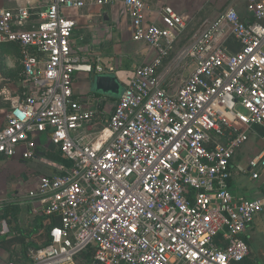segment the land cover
<instances>
[{
	"label": "built area",
	"instance_id": "obj_1",
	"mask_svg": "<svg viewBox=\"0 0 264 264\" xmlns=\"http://www.w3.org/2000/svg\"><path fill=\"white\" fill-rule=\"evenodd\" d=\"M88 2L122 5L133 40L157 53L135 67L101 147L75 135L100 117L96 96L94 109L75 97L76 75L108 70L102 59L85 61L71 46L77 22L66 12ZM148 10L144 0L0 7V44L20 47L24 86L16 101L0 93V157L32 159L37 138L45 137L71 163L39 177L27 193L38 203L34 212L48 219L47 243L27 263L7 264H73L90 249L98 264H243L248 258L244 235L257 217L264 220V185L262 196L250 200L233 193L231 179L236 155L264 129V0H246L244 15L226 8L171 62L189 17L166 6L159 26ZM223 27L239 51L216 45ZM175 70L183 79L167 86L165 76ZM248 173L253 181L264 175V144Z\"/></svg>",
	"mask_w": 264,
	"mask_h": 264
},
{
	"label": "crops",
	"instance_id": "obj_2",
	"mask_svg": "<svg viewBox=\"0 0 264 264\" xmlns=\"http://www.w3.org/2000/svg\"><path fill=\"white\" fill-rule=\"evenodd\" d=\"M144 1L149 8L148 19L156 25H162L160 11L166 6L174 8L185 18L189 17L187 29L177 38L174 54L189 47L205 27L214 22L226 8L236 7L244 15L246 2V0ZM51 2L52 0H0V7L12 9L18 5L27 4L42 7ZM66 15L77 22L71 45L75 53L88 62H94L98 58L102 59V63L108 68L104 75L117 78L122 88L128 85L135 67L150 63L156 57L157 53L153 48L143 42L133 40L130 17L122 5L100 7L88 2L85 8L69 10ZM223 44L233 52L240 50V45L234 41L228 27L221 29L216 40V45ZM96 76L95 74L78 73L75 77L73 86L75 97L91 109H94V102H96L93 96H96L100 103L98 109L100 117L77 131L75 135L85 144L92 143L94 147H101L109 139L107 121L119 97L97 95L92 83ZM180 76L179 71H177V76L169 73V76H165V84L170 86L175 83L177 87ZM22 78L23 65L20 47L15 44H0V93L13 97L14 101L24 97ZM9 105L10 102L1 103L3 108ZM102 117L106 120L102 121L100 119ZM101 131L103 135L100 134ZM255 135L251 146H246L244 151L236 155L231 179L233 193L239 198L250 200L262 196L264 185V175L261 179L253 181L248 173L249 160L259 154L264 144V133L257 129ZM97 137L99 138L96 141ZM45 141V137L37 138L40 146L36 156L32 159L25 161L21 157L15 159L0 157V205L2 208L7 206L6 210H0V264H7L8 260L27 263L26 259L31 251L35 247L46 244L49 230L48 219L34 212L38 203L27 197V193L32 189L8 194L5 189L6 181L3 178L9 173L18 171V168H23L24 171L29 167V163L35 168L26 173L28 175L24 177L25 184L32 183L31 180L38 182L39 177L60 173L63 168L68 167L59 160L64 157L62 153L48 144L45 145ZM244 240L249 247L250 254L243 264H264V220L262 217H257L250 225L244 235ZM73 264L98 263L92 253H84L76 258Z\"/></svg>",
	"mask_w": 264,
	"mask_h": 264
},
{
	"label": "rangeland",
	"instance_id": "obj_3",
	"mask_svg": "<svg viewBox=\"0 0 264 264\" xmlns=\"http://www.w3.org/2000/svg\"><path fill=\"white\" fill-rule=\"evenodd\" d=\"M176 57H177V54H173L172 58L168 62H171ZM192 69H193V67L190 70L187 71V74L186 75H189L191 73V70ZM177 71H179V70H175L174 73H173V74H176V76H177ZM123 89L124 88H122V90ZM255 137H256V135L253 134L252 137H251V139H250V141L247 143L246 146H251V144L253 143V139ZM244 148H242L241 151H244ZM33 168H35V166L29 163V167L27 169H25L24 171H23V168L22 169L18 168L17 169L18 171L9 173V175L7 174L6 176L3 177L4 180L6 181L5 182V187L6 188L5 189L7 190L8 194H10V193L15 194L17 191L20 192V191L31 190V189L34 188V186H37V184H38L37 180H36V182H35V180H31L32 183H28V184H25V182H24V177L26 175H28L26 173L30 172L29 170L30 169H33ZM12 170H15V169H12ZM21 170H22V172H21ZM47 174H49V173H47Z\"/></svg>",
	"mask_w": 264,
	"mask_h": 264
},
{
	"label": "water",
	"instance_id": "obj_4",
	"mask_svg": "<svg viewBox=\"0 0 264 264\" xmlns=\"http://www.w3.org/2000/svg\"><path fill=\"white\" fill-rule=\"evenodd\" d=\"M93 90L98 95H106L111 98L119 97L122 86L118 79L108 75H97L92 80Z\"/></svg>",
	"mask_w": 264,
	"mask_h": 264
},
{
	"label": "trees",
	"instance_id": "obj_5",
	"mask_svg": "<svg viewBox=\"0 0 264 264\" xmlns=\"http://www.w3.org/2000/svg\"><path fill=\"white\" fill-rule=\"evenodd\" d=\"M258 129L261 130L262 133H264V130H263L262 128H258ZM59 160L62 161L64 164H66L68 167H70L71 163H70V161H68L65 157H63V158H59ZM6 208H7V206L3 207V208L1 209V211L6 210ZM1 211H0V212H1ZM46 243H47V241H46ZM36 248H37V247H35L34 249H36ZM86 253H92V255L95 256V250H94V249H90V250L87 251Z\"/></svg>",
	"mask_w": 264,
	"mask_h": 264
}]
</instances>
